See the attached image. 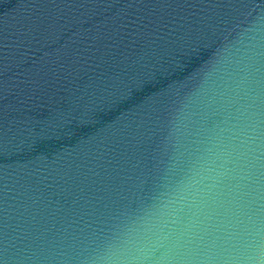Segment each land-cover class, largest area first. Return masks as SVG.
I'll return each mask as SVG.
<instances>
[{
    "label": "water",
    "instance_id": "water-1",
    "mask_svg": "<svg viewBox=\"0 0 264 264\" xmlns=\"http://www.w3.org/2000/svg\"><path fill=\"white\" fill-rule=\"evenodd\" d=\"M0 264H264V0H0Z\"/></svg>",
    "mask_w": 264,
    "mask_h": 264
}]
</instances>
